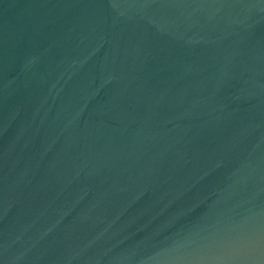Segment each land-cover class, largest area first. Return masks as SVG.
Returning <instances> with one entry per match:
<instances>
[{"label":"water","instance_id":"water-1","mask_svg":"<svg viewBox=\"0 0 264 264\" xmlns=\"http://www.w3.org/2000/svg\"><path fill=\"white\" fill-rule=\"evenodd\" d=\"M0 264H264V0H0Z\"/></svg>","mask_w":264,"mask_h":264}]
</instances>
